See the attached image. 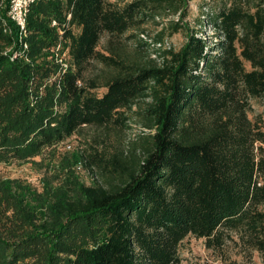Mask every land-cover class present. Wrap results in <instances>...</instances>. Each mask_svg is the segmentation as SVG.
<instances>
[{
  "label": "trees",
  "instance_id": "1",
  "mask_svg": "<svg viewBox=\"0 0 264 264\" xmlns=\"http://www.w3.org/2000/svg\"><path fill=\"white\" fill-rule=\"evenodd\" d=\"M10 1L0 0V164L28 161L83 127L133 123L148 133L127 158L82 150L79 162L103 184L62 192L42 212L19 183L0 178V264L45 243L41 264H180L187 237L203 239L222 264H253L254 254L264 264V128L249 118L251 101L264 97V0L205 3L196 25L207 37L185 21L191 0H36L25 36L7 17ZM176 15L169 30L186 41L154 49L159 62L129 58L113 40ZM58 43L65 72L54 62ZM92 62L103 72L88 77ZM75 229L79 244L69 238Z\"/></svg>",
  "mask_w": 264,
  "mask_h": 264
},
{
  "label": "rangeland",
  "instance_id": "2",
  "mask_svg": "<svg viewBox=\"0 0 264 264\" xmlns=\"http://www.w3.org/2000/svg\"><path fill=\"white\" fill-rule=\"evenodd\" d=\"M122 6L134 0H106ZM219 0H191L188 3V15L186 22L190 27H195L198 36H211L212 32L208 28H200L196 25V18L200 15V8L207 2L213 7ZM179 15L174 17H163V19L147 20L139 29L129 31L120 38L113 39L118 42L125 54L129 58L137 59L142 62L148 59H157L152 48L154 39L163 31L162 39L172 50H178L186 41V34L183 30L172 34L169 30V21H177ZM76 32V31H75ZM132 35L139 36L145 42L146 49L139 53L136 51L135 43L137 39H131ZM108 36L103 35L99 41L97 50L105 53L104 47L107 44ZM59 44V43H58ZM139 54V56H138ZM54 57V55H53ZM55 59V58H54ZM57 65L58 62L54 61ZM248 67V66H247ZM103 72V67L97 62H92L88 66L86 75L92 77ZM52 77L49 82H52ZM102 81V80H101ZM105 89L97 91L100 96ZM142 108L139 103L132 109L133 112ZM252 111L249 114L250 119L256 116L260 117L264 128V97L251 101ZM124 128H95L83 127L77 133L64 141L50 148L43 149L41 154L25 162L12 161L11 163L0 164V178L3 180L15 181L28 191L26 204L31 210L40 211L52 204L54 198L66 192L72 197H76L77 190L81 185L90 186L96 180L102 182L98 171L92 173L78 160V154L82 150L89 149L90 146L105 152L106 156H112L117 151H121L123 158H127L133 143L137 141V136L148 133L147 130L133 123H126ZM103 184V182H102ZM49 208V207H48ZM10 214V213H8ZM42 217V216H41ZM77 229L70 235V239L76 244L84 240L83 235ZM89 241V239H87ZM36 253L33 255V252ZM31 254L22 258L17 264H41L45 258L46 243L38 244ZM180 264H222L213 251L206 249L203 239L187 237L178 248ZM234 258V257H233ZM242 262L240 258H237ZM61 264H64L61 262ZM253 264H262L258 255L254 254Z\"/></svg>",
  "mask_w": 264,
  "mask_h": 264
},
{
  "label": "built area",
  "instance_id": "3",
  "mask_svg": "<svg viewBox=\"0 0 264 264\" xmlns=\"http://www.w3.org/2000/svg\"><path fill=\"white\" fill-rule=\"evenodd\" d=\"M36 0H11L9 9L7 12V17L10 21H12L20 30V35L25 36V26H26V18L29 12L30 6L35 2ZM70 18V16H67V20ZM51 27L58 28L59 35H62L63 31L62 28L58 26L57 21L52 20L51 21ZM23 44V49L27 50V44ZM152 48L155 50H163V49H169L167 44L164 42L160 43H153L151 44ZM53 55L55 60L58 62V65L61 69V72H65L69 68V64L67 62V53L63 51L61 44H57L55 48H53ZM16 57V54L13 56V58Z\"/></svg>",
  "mask_w": 264,
  "mask_h": 264
}]
</instances>
